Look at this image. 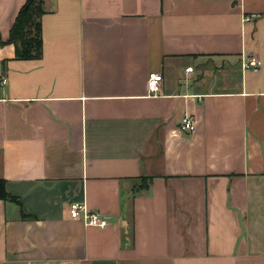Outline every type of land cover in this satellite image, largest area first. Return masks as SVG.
<instances>
[{
  "label": "crops",
  "instance_id": "0c3cea01",
  "mask_svg": "<svg viewBox=\"0 0 264 264\" xmlns=\"http://www.w3.org/2000/svg\"><path fill=\"white\" fill-rule=\"evenodd\" d=\"M25 1L0 0V264H264V0H42L17 60Z\"/></svg>",
  "mask_w": 264,
  "mask_h": 264
},
{
  "label": "trees",
  "instance_id": "16d2710c",
  "mask_svg": "<svg viewBox=\"0 0 264 264\" xmlns=\"http://www.w3.org/2000/svg\"><path fill=\"white\" fill-rule=\"evenodd\" d=\"M44 13L42 0H26L18 11L5 43L14 46L17 60H38L41 58V18ZM150 180L151 178H142L139 188H145ZM0 200L19 203L17 198L6 192L2 180H0Z\"/></svg>",
  "mask_w": 264,
  "mask_h": 264
},
{
  "label": "built area",
  "instance_id": "2783aa9c",
  "mask_svg": "<svg viewBox=\"0 0 264 264\" xmlns=\"http://www.w3.org/2000/svg\"><path fill=\"white\" fill-rule=\"evenodd\" d=\"M248 21L247 18H245ZM241 67L244 70L256 71L259 67L255 59H244L241 61ZM162 75L160 73H151L148 75L146 90L149 96H157L160 93ZM4 84V81H2ZM195 122L189 116H184L180 120L179 129L183 132L194 133ZM69 217L74 220H81L85 226L103 229L107 226V221L98 212L90 211L82 203H71L68 206Z\"/></svg>",
  "mask_w": 264,
  "mask_h": 264
},
{
  "label": "rangeland",
  "instance_id": "374dc122",
  "mask_svg": "<svg viewBox=\"0 0 264 264\" xmlns=\"http://www.w3.org/2000/svg\"><path fill=\"white\" fill-rule=\"evenodd\" d=\"M8 206H9V207H11V208H14V207H13V205H11V204H10V205H8Z\"/></svg>",
  "mask_w": 264,
  "mask_h": 264
}]
</instances>
